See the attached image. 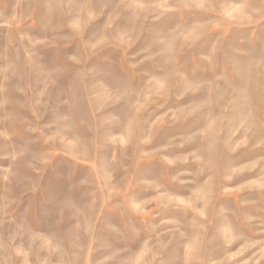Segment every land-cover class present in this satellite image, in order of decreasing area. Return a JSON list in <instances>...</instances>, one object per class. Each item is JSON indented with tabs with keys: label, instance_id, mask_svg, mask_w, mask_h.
Wrapping results in <instances>:
<instances>
[{
	"label": "rangeland",
	"instance_id": "obj_1",
	"mask_svg": "<svg viewBox=\"0 0 264 264\" xmlns=\"http://www.w3.org/2000/svg\"><path fill=\"white\" fill-rule=\"evenodd\" d=\"M0 264H264V0H0Z\"/></svg>",
	"mask_w": 264,
	"mask_h": 264
}]
</instances>
